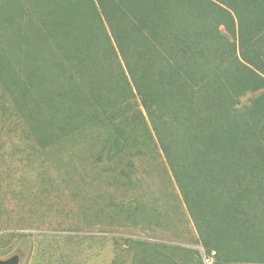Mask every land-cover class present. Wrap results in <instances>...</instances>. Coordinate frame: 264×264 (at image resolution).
I'll return each instance as SVG.
<instances>
[{"label": "trees", "instance_id": "16d2710c", "mask_svg": "<svg viewBox=\"0 0 264 264\" xmlns=\"http://www.w3.org/2000/svg\"><path fill=\"white\" fill-rule=\"evenodd\" d=\"M0 83L124 185L160 154L212 264H264V0H0Z\"/></svg>", "mask_w": 264, "mask_h": 264}, {"label": "rangeland", "instance_id": "374dc122", "mask_svg": "<svg viewBox=\"0 0 264 264\" xmlns=\"http://www.w3.org/2000/svg\"><path fill=\"white\" fill-rule=\"evenodd\" d=\"M258 92H247L240 104ZM19 109L0 83V263L206 264L204 256L214 262L160 154L133 156L135 182L124 185L104 168L100 141L57 140L50 124L36 138ZM121 203L137 204L132 219L116 214Z\"/></svg>", "mask_w": 264, "mask_h": 264}, {"label": "water", "instance_id": "95a60500", "mask_svg": "<svg viewBox=\"0 0 264 264\" xmlns=\"http://www.w3.org/2000/svg\"><path fill=\"white\" fill-rule=\"evenodd\" d=\"M0 264H16V261L14 259H12V260H8V261H5V262H2Z\"/></svg>", "mask_w": 264, "mask_h": 264}, {"label": "built area", "instance_id": "2783aa9c", "mask_svg": "<svg viewBox=\"0 0 264 264\" xmlns=\"http://www.w3.org/2000/svg\"><path fill=\"white\" fill-rule=\"evenodd\" d=\"M204 261L206 264H211V259L209 257L204 256Z\"/></svg>", "mask_w": 264, "mask_h": 264}]
</instances>
